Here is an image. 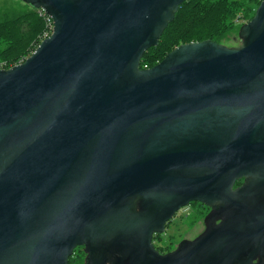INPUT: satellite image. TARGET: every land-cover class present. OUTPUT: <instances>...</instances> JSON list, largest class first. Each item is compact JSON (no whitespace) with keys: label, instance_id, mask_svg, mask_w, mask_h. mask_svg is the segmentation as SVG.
<instances>
[{"label":"water","instance_id":"1","mask_svg":"<svg viewBox=\"0 0 264 264\" xmlns=\"http://www.w3.org/2000/svg\"><path fill=\"white\" fill-rule=\"evenodd\" d=\"M53 21L0 70V264L132 248L190 202L212 209L194 264L264 252V0L242 44L180 45L141 69L191 0H19ZM243 184L235 188L238 182ZM217 221H220L217 224ZM240 264V263H239Z\"/></svg>","mask_w":264,"mask_h":264},{"label":"trees","instance_id":"2","mask_svg":"<svg viewBox=\"0 0 264 264\" xmlns=\"http://www.w3.org/2000/svg\"><path fill=\"white\" fill-rule=\"evenodd\" d=\"M0 7V64L7 69L25 61L40 45L47 30L45 18L19 0ZM259 0H191L185 2L164 32L158 47L145 53L141 69H150L180 45L211 40L218 44L232 40L250 21Z\"/></svg>","mask_w":264,"mask_h":264},{"label":"flooded vegetation","instance_id":"3","mask_svg":"<svg viewBox=\"0 0 264 264\" xmlns=\"http://www.w3.org/2000/svg\"><path fill=\"white\" fill-rule=\"evenodd\" d=\"M259 2L261 4L262 0H259ZM259 6L254 7L255 12ZM242 184L243 181L238 182L235 188L240 187ZM211 212L212 209L210 207L198 201L190 202L187 206L181 208L165 224L162 233L153 234L151 244L154 251L160 256H167L178 251L186 243L176 256V261L179 264H194L197 259L194 242L205 233L207 217L210 216ZM219 223L220 221H217V224ZM199 224L203 225L201 233L197 232ZM190 232L191 236H189ZM137 247L135 244L128 249L119 245L108 244L91 255L86 246H80L74 250L73 255L68 260V264H149V261L137 257L139 254L136 251ZM249 256L250 252L240 255L234 264L246 263ZM253 264H264V252L256 253Z\"/></svg>","mask_w":264,"mask_h":264},{"label":"rangeland","instance_id":"4","mask_svg":"<svg viewBox=\"0 0 264 264\" xmlns=\"http://www.w3.org/2000/svg\"><path fill=\"white\" fill-rule=\"evenodd\" d=\"M12 4L13 5H16V3L15 2H12V0H0V7H4L5 5H12ZM245 22L244 21H241L240 23H242V25H243V24H245ZM238 33L236 34V36H233L232 37V40L225 41L223 45L228 46V47H239L242 44V42H241V40L238 37ZM202 231H203V225L202 224H199L198 231L197 232L198 233H201ZM191 235L192 234L190 232L189 236H191Z\"/></svg>","mask_w":264,"mask_h":264},{"label":"built area","instance_id":"5","mask_svg":"<svg viewBox=\"0 0 264 264\" xmlns=\"http://www.w3.org/2000/svg\"><path fill=\"white\" fill-rule=\"evenodd\" d=\"M39 14H40V16H42L43 18H45V20H46V24H47V30L44 32V34L41 36V42L43 41V40H45V39H47V38H50V36H51V34H52V31H53V21H52V19L51 18H49L47 15H46V13L44 12V11H42V10H39ZM23 63V61H21L20 63H18L17 65H19V64H22ZM16 65V66H17ZM10 69V68H9ZM0 70H8L7 68H6V66L5 65H3V64H0Z\"/></svg>","mask_w":264,"mask_h":264}]
</instances>
